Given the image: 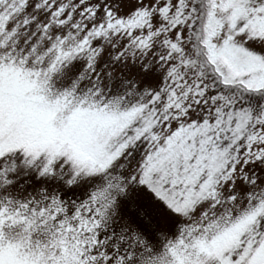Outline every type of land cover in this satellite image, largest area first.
<instances>
[{
    "label": "snow or ice",
    "instance_id": "obj_1",
    "mask_svg": "<svg viewBox=\"0 0 264 264\" xmlns=\"http://www.w3.org/2000/svg\"><path fill=\"white\" fill-rule=\"evenodd\" d=\"M0 264H264V0H0Z\"/></svg>",
    "mask_w": 264,
    "mask_h": 264
}]
</instances>
